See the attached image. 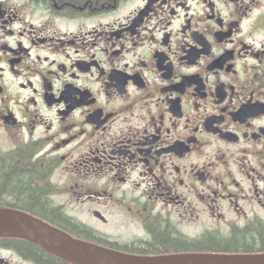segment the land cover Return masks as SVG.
Listing matches in <instances>:
<instances>
[{
  "label": "flooded vegetation",
  "instance_id": "flooded-vegetation-1",
  "mask_svg": "<svg viewBox=\"0 0 264 264\" xmlns=\"http://www.w3.org/2000/svg\"><path fill=\"white\" fill-rule=\"evenodd\" d=\"M0 209L128 254L264 253V0H0ZM50 261L0 238V264Z\"/></svg>",
  "mask_w": 264,
  "mask_h": 264
},
{
  "label": "water",
  "instance_id": "water-1",
  "mask_svg": "<svg viewBox=\"0 0 264 264\" xmlns=\"http://www.w3.org/2000/svg\"><path fill=\"white\" fill-rule=\"evenodd\" d=\"M0 237L28 240L71 264H264V253L132 255L73 238L30 215L0 210Z\"/></svg>",
  "mask_w": 264,
  "mask_h": 264
},
{
  "label": "trees",
  "instance_id": "trees-1",
  "mask_svg": "<svg viewBox=\"0 0 264 264\" xmlns=\"http://www.w3.org/2000/svg\"><path fill=\"white\" fill-rule=\"evenodd\" d=\"M236 234L230 236H220L217 234H206L204 237L194 238L192 251L203 252V251H234V252H247L251 248L249 242L252 239L247 237L237 238ZM59 264H70L64 260L58 259L52 255ZM51 262V261H50ZM53 262H51L52 264Z\"/></svg>",
  "mask_w": 264,
  "mask_h": 264
},
{
  "label": "rangeland",
  "instance_id": "rangeland-1",
  "mask_svg": "<svg viewBox=\"0 0 264 264\" xmlns=\"http://www.w3.org/2000/svg\"><path fill=\"white\" fill-rule=\"evenodd\" d=\"M198 230L196 228H193V233H196Z\"/></svg>",
  "mask_w": 264,
  "mask_h": 264
}]
</instances>
